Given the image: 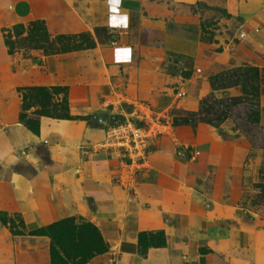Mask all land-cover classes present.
Listing matches in <instances>:
<instances>
[{"label":"rangeland","instance_id":"obj_1","mask_svg":"<svg viewBox=\"0 0 264 264\" xmlns=\"http://www.w3.org/2000/svg\"><path fill=\"white\" fill-rule=\"evenodd\" d=\"M107 1L0 0V90H13L23 104L19 89L45 86H37L32 80L25 86H15L13 77H28L34 69L41 68V64L38 65L40 68L36 66L38 63L34 59L42 55L53 56L29 46V42L25 41L28 30L22 36H16L13 31L16 24H23L28 29L32 21L43 20L51 40L64 35L72 38L71 42L77 41L81 45L69 53L86 51L91 42L86 37L84 39V35L91 34L90 26L94 25L97 17L96 6ZM240 2L153 0L149 3L152 11L147 20L149 23L153 20L156 24L144 28L140 48L143 53L133 61L121 64L128 85L124 95L108 99L105 110L98 113L93 110L84 117H74L70 113L73 120L96 124V128L105 131L104 140L93 146L91 151L103 153L114 163L106 179L110 190L116 191L121 201L125 202L128 198L150 207V200H162L160 183H174V191L178 192L180 198L178 205L188 204L183 210L189 209L199 215L213 211L217 222L191 229L182 236L193 256L200 242L199 251L208 257V264H264V200L259 204L253 200V196L261 192L257 184L264 185V101L258 98L260 117L257 123L251 119L256 101H251L232 106L229 118L218 127L204 123L196 128L174 125L176 118L198 111L199 108L194 110L196 106L212 93L209 82L212 76L242 64L244 54L240 50L244 47L241 43L246 36V27L242 25ZM263 2L261 0L260 4ZM145 13L148 16V11ZM192 18L194 22L198 20L197 26L190 24ZM64 19L72 21L76 27L63 29L57 26ZM109 31L115 37L108 44L122 46L121 39L128 32L122 29ZM9 32L13 33V40L17 42L14 55H10L5 46ZM56 45V48L62 46L59 43ZM130 67L136 69L135 75L129 74ZM130 78L134 82L130 83ZM24 79L22 76L16 81ZM45 88L52 91L54 87ZM66 88L69 101L70 88ZM215 95L218 99L240 96L241 88L219 89ZM64 98L65 92L60 93L54 96L52 103H62ZM27 103L33 106L27 112L28 120L37 119L33 113L42 109L38 101L31 96ZM57 113L66 114L63 103ZM141 116H165L169 123L165 129H161V134L145 143L143 157L104 146L109 127L124 124L127 120H135L144 128L150 127L151 121L142 122L139 120ZM101 119L103 123H100ZM17 165L8 164L7 167L0 163V181L22 168V165ZM76 173L81 174L79 170ZM147 184L150 186L146 187ZM149 188H153L150 190L152 193L148 191ZM241 193L246 197L245 205H241ZM96 196L100 197L98 194ZM59 200L64 204L60 208L64 218L59 221L74 217L77 224L92 223L108 244L106 253L97 255L87 264H149L148 254L154 247L146 246L147 253L144 255L139 251V239L136 238L134 245V241L131 242L126 236L129 221L120 203L117 210L112 208L99 212L93 199H88L83 209L70 202L67 193L63 192ZM172 206H176L173 201ZM159 213L162 221L174 223L177 220L164 211ZM241 221L247 227H244L246 234L253 236L252 239L248 237L244 241L243 237L237 236L241 233ZM45 226L48 225L38 226L27 221L22 212L0 206V264H52L50 238L32 235L34 230ZM160 231L163 230L144 232L156 234ZM165 236L167 238L166 233ZM210 237L216 238L217 242V239H224L233 244H228L227 254H219L206 245ZM181 254L185 256L186 250ZM188 263L189 260H183L181 264Z\"/></svg>","mask_w":264,"mask_h":264},{"label":"crops","instance_id":"obj_2","mask_svg":"<svg viewBox=\"0 0 264 264\" xmlns=\"http://www.w3.org/2000/svg\"><path fill=\"white\" fill-rule=\"evenodd\" d=\"M108 1L100 2L96 6V21L89 29L96 41L93 49L53 56L42 55L34 61H37L38 68L41 64L43 70L34 69L28 77L16 75L13 77L15 86H25L32 80L37 86L69 87L70 113L74 117H84L93 110L97 113L99 110H105L108 99L124 95L128 85L123 76L122 65L143 53L140 48L144 28L156 24L153 20L150 23L147 20L151 17L152 8L149 3L153 0ZM240 1L242 25L246 27V36L241 43L244 46L240 50L241 54H244L241 55L242 64L234 68L259 69L261 93L259 99L264 101V2L260 4L261 0ZM193 19L190 24L197 26L198 20L194 22ZM62 22L57 26L63 29L76 27L72 21L64 19ZM98 27L107 28L111 37L107 38V34H102L103 42H100L95 33ZM111 29L128 32V35L121 39L122 46L118 47L115 44L117 47H113L108 44L113 42L112 39L115 37L109 31ZM129 69L131 76L137 73L134 67ZM22 76L25 78L23 81H16ZM130 80V83L134 82L133 78ZM211 89L213 92L212 85ZM11 91L0 90V163L7 167L8 164L13 166L18 164L22 165V168L12 172L8 179L0 181V206L22 212L27 221L40 226L64 218L60 212L63 201L59 200L63 192L68 194L70 202L76 203L78 209H83L88 199L95 201L99 212L112 208L117 210L121 205L120 208L123 209L124 206L129 221L126 236L131 242L134 241V245L140 232L161 229L167 235L168 244L165 248L150 250L149 264H181L183 260H189L188 264H208V257L199 251L200 242L193 256L189 244L182 240L184 239L182 236L186 231L217 222L218 220L213 217V211L199 215L189 209L183 210L188 204L178 205L180 198L178 192L174 191V183H160L162 200L159 202L150 200V207L128 198L125 202L121 201L118 193L110 190L106 179L109 178L112 172L111 164L114 163L103 153L91 151L93 146L104 140L105 131L96 128V124L82 120L41 117L40 134L35 135L20 123L22 102L18 95ZM197 108L199 105L194 110ZM101 122H104L103 119ZM105 124L107 125L106 122ZM116 159L114 158V161ZM151 168L152 163L148 169ZM77 170L80 171V175L76 173ZM148 185L150 186L147 184L146 187ZM150 190L153 188H149L148 191ZM97 194L100 197L96 198ZM241 194V205H245L246 197ZM172 201L176 206H172ZM160 211L177 220L174 223L162 221ZM240 225L241 233L237 236L243 237L244 241L248 237L252 239L253 236L246 234L245 223L241 221ZM215 239L210 237L206 245L216 253L227 254V246L232 242L224 239H217V242ZM185 250L186 255L183 256L181 252Z\"/></svg>","mask_w":264,"mask_h":264},{"label":"trees","instance_id":"obj_3","mask_svg":"<svg viewBox=\"0 0 264 264\" xmlns=\"http://www.w3.org/2000/svg\"><path fill=\"white\" fill-rule=\"evenodd\" d=\"M27 28L23 24H16L13 31L16 36H22L28 30L29 34L25 41L29 42V46L32 49L43 50L46 55L69 53L81 46L77 41L71 42L73 41L72 38L64 35L51 40L49 30L43 20L32 21ZM95 33L100 42H103L102 34H107V38L111 37V35H108V30L105 27L96 28ZM12 34V32H9L5 39V46H7L10 55H14L17 49V42L13 40ZM85 37L91 42L88 44V49H93L96 45L94 37L91 34H85L84 39ZM58 43L62 44L61 48L55 47ZM259 77V69L256 67H238L212 76L210 82L213 92L201 101L198 111L189 112L185 116L176 118L174 125L176 127L190 126L196 128L198 124L204 123L218 127L229 118V109L232 106L251 101H256L253 103L255 104L253 105L255 109L252 111L251 119L255 123L259 122L260 102L258 98H260L261 94ZM232 87H240L242 95L227 99L216 98V90H226ZM63 92H65V98L62 103L64 104L66 114L57 113L58 107L62 103H52L54 96ZM19 93L23 96V110L20 113L19 121L35 135L40 134L41 117H50L58 120L74 119L70 115L68 95L66 94L68 93V89L66 87H54L52 91L45 87L23 88L19 89ZM30 95L38 101L42 109L36 110L33 113V116L37 117V119L28 120L29 116L27 112L33 108V106L30 107L27 103L31 97ZM52 107H54V110H52ZM257 187L260 188L261 192L254 195L253 200L256 201V204H259V202L264 200V185L257 184ZM32 235L50 238L52 264H87L97 255L108 251V244L101 237L99 229L89 222L77 224V219L74 217L36 229L32 232ZM137 238L139 239V251L144 255L147 253L146 246L147 248H162L167 246L166 236L163 231L156 234L142 232Z\"/></svg>","mask_w":264,"mask_h":264},{"label":"built area","instance_id":"obj_4","mask_svg":"<svg viewBox=\"0 0 264 264\" xmlns=\"http://www.w3.org/2000/svg\"><path fill=\"white\" fill-rule=\"evenodd\" d=\"M142 122L150 120V127H141L135 120H127L124 124L109 127L107 131V141L104 146L106 148H119L127 151L131 156L138 155L143 157L147 141L158 134H161L166 125L169 124L165 118L146 116L139 119ZM153 125V126H152ZM173 127V125H171Z\"/></svg>","mask_w":264,"mask_h":264}]
</instances>
